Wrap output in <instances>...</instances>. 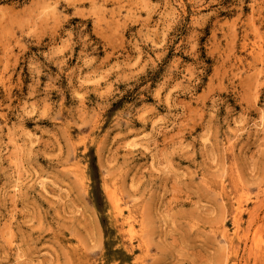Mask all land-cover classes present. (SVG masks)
<instances>
[{
    "label": "rangeland",
    "instance_id": "374dc122",
    "mask_svg": "<svg viewBox=\"0 0 264 264\" xmlns=\"http://www.w3.org/2000/svg\"><path fill=\"white\" fill-rule=\"evenodd\" d=\"M0 264H264V0H0Z\"/></svg>",
    "mask_w": 264,
    "mask_h": 264
},
{
    "label": "bare ground",
    "instance_id": "6f19581e",
    "mask_svg": "<svg viewBox=\"0 0 264 264\" xmlns=\"http://www.w3.org/2000/svg\"><path fill=\"white\" fill-rule=\"evenodd\" d=\"M236 204V203H235ZM234 204V205H235ZM240 207V205H239V203H238V205H237V207L235 208V209H238ZM242 208V207H241ZM235 212V211H234ZM235 214V213H234ZM235 216V215H234ZM235 219V218H234ZM238 229V228H237Z\"/></svg>",
    "mask_w": 264,
    "mask_h": 264
}]
</instances>
